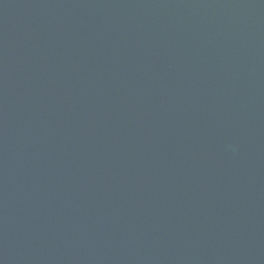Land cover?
<instances>
[{
	"label": "water",
	"instance_id": "95a60500",
	"mask_svg": "<svg viewBox=\"0 0 264 264\" xmlns=\"http://www.w3.org/2000/svg\"><path fill=\"white\" fill-rule=\"evenodd\" d=\"M0 264H264V0H0Z\"/></svg>",
	"mask_w": 264,
	"mask_h": 264
}]
</instances>
